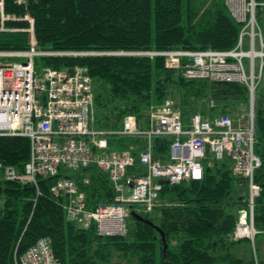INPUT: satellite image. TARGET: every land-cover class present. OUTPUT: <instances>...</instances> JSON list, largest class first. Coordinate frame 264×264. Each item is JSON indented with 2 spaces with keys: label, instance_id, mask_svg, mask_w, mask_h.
<instances>
[{
  "label": "trees",
  "instance_id": "obj_1",
  "mask_svg": "<svg viewBox=\"0 0 264 264\" xmlns=\"http://www.w3.org/2000/svg\"><path fill=\"white\" fill-rule=\"evenodd\" d=\"M256 2L255 15L264 34V0ZM6 9L34 17L39 48L84 52L42 56L35 63L38 70L48 65L87 68L93 80L96 127L118 129L125 116L134 115L140 128H148L152 108L168 97L182 108L185 119L197 113L236 119L242 103H250L244 83L188 79L182 67H167L162 55L134 53L235 48L243 23L226 0L201 5L196 0H27L22 5L6 0ZM7 25L25 28L28 22L9 20ZM28 39L25 30L0 31V48H27ZM255 131V150L262 159L256 173L262 192L256 199L255 225L264 229V77L256 92ZM171 141L154 139V154L167 160ZM144 145L143 137L110 140L111 148L133 150L136 164L131 171H144L139 159ZM29 159L28 137L0 135V161L25 173ZM233 164L228 154L215 159L208 153L202 179L164 184L155 210L130 206V212L136 210L164 231L166 249L161 232L132 213L127 232L114 236L99 234L96 223L83 227L67 218L65 196L52 191L61 175L75 178L89 191L90 208L114 201L113 181L95 166L61 167L58 175L37 176V184L1 178L0 264H16L15 255L45 236L60 264H257L254 258L238 256L236 247L242 240L231 239L247 193V183L233 173ZM87 177L90 183L85 185Z\"/></svg>",
  "mask_w": 264,
  "mask_h": 264
},
{
  "label": "built area",
  "instance_id": "obj_2",
  "mask_svg": "<svg viewBox=\"0 0 264 264\" xmlns=\"http://www.w3.org/2000/svg\"><path fill=\"white\" fill-rule=\"evenodd\" d=\"M25 4L27 0H14ZM235 18L243 23L238 44L233 49H165L135 51V54L162 55L170 68H183L188 79L215 82H240L249 90L252 105L248 116L234 119L221 114L214 119L201 113L184 118L182 108L168 97L150 112V126L140 128L136 116L127 115L118 129L99 128L94 118L93 80L87 68L38 70L35 60L42 56L78 55L84 52L39 48L35 36V19L29 13L18 16L7 12L6 0H0V31L25 30L29 45L21 49L0 48V135L26 136L30 140V159L26 172L0 161V179L33 181L37 176L58 175L61 167L69 169L95 166L108 174L116 190L111 203L95 208L88 205L90 193L81 189L75 178L61 175L52 187L55 195H64L68 218L87 227L96 219L101 235H123L127 232L130 204L152 210L164 188L163 180L178 184L189 179H202L204 159L210 153L215 159L228 154L233 160V173L247 183L245 205L231 239H254L255 205L262 185L256 173L262 159L255 150L256 131L254 103L264 77V34L259 25L255 0H226ZM9 20H26L25 28H9ZM248 40V48L245 42ZM21 58L22 60H19ZM188 60L183 63V59ZM257 58H260L257 63ZM248 60V62L246 61ZM114 136L143 137L139 148L143 170L131 171L136 157L130 148H111ZM170 137L169 158L154 154V139ZM90 183V177L84 184ZM16 264H60L54 256L51 239L41 237L24 254L15 255Z\"/></svg>",
  "mask_w": 264,
  "mask_h": 264
},
{
  "label": "rangeland",
  "instance_id": "obj_3",
  "mask_svg": "<svg viewBox=\"0 0 264 264\" xmlns=\"http://www.w3.org/2000/svg\"><path fill=\"white\" fill-rule=\"evenodd\" d=\"M199 5L203 3H210L214 0H196ZM219 1V0H216ZM22 60L21 58H18ZM248 62V60L246 59ZM260 58H257V63H259ZM256 104V100H255ZM250 110V103L246 102L242 103L241 111L245 113V115ZM255 111V107H254ZM159 205H156V207ZM155 210V208L153 209ZM237 211V210H236ZM238 212V211H237ZM258 233L256 234L254 239H243L240 243H238L236 247V254L238 256L244 257L246 259L254 258L257 264H264V229H257Z\"/></svg>",
  "mask_w": 264,
  "mask_h": 264
},
{
  "label": "water",
  "instance_id": "obj_4",
  "mask_svg": "<svg viewBox=\"0 0 264 264\" xmlns=\"http://www.w3.org/2000/svg\"><path fill=\"white\" fill-rule=\"evenodd\" d=\"M164 182L165 183H169V181L168 180H164ZM132 215H134L137 219H139V220H142V221H144V222H146V223H149V224H151V225H153L154 227H156L160 232H161V234H162V239H163V242L165 243V249L168 247V244H167V242H166V235H165V233H164V231L158 226V225H156L152 220H150V219H148V218H145L144 216H142L139 212H137L136 210H132Z\"/></svg>",
  "mask_w": 264,
  "mask_h": 264
},
{
  "label": "bare ground",
  "instance_id": "obj_5",
  "mask_svg": "<svg viewBox=\"0 0 264 264\" xmlns=\"http://www.w3.org/2000/svg\"><path fill=\"white\" fill-rule=\"evenodd\" d=\"M183 50H186V49H183ZM166 66H167V65H166ZM65 210H66V209H65ZM67 214H68V212H67V210H66V215H67ZM67 218H68V215H67ZM68 219H69V218H68ZM69 220H70V219H69ZM93 221H94L93 223H95V222L98 223V221H97L96 219H93ZM96 225H97V224H96ZM127 230H128V228H127ZM257 232H258V230H257Z\"/></svg>",
  "mask_w": 264,
  "mask_h": 264
},
{
  "label": "crops",
  "instance_id": "obj_6",
  "mask_svg": "<svg viewBox=\"0 0 264 264\" xmlns=\"http://www.w3.org/2000/svg\"><path fill=\"white\" fill-rule=\"evenodd\" d=\"M245 48H248V40L245 42Z\"/></svg>",
  "mask_w": 264,
  "mask_h": 264
}]
</instances>
